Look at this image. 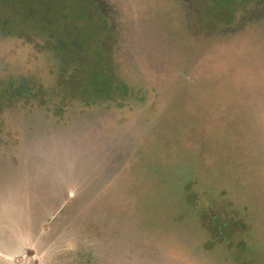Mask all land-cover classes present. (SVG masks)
I'll return each mask as SVG.
<instances>
[{
    "label": "rangeland",
    "instance_id": "374dc122",
    "mask_svg": "<svg viewBox=\"0 0 264 264\" xmlns=\"http://www.w3.org/2000/svg\"><path fill=\"white\" fill-rule=\"evenodd\" d=\"M21 130L44 173L0 165V264H264V0H0Z\"/></svg>",
    "mask_w": 264,
    "mask_h": 264
},
{
    "label": "crops",
    "instance_id": "0c3cea01",
    "mask_svg": "<svg viewBox=\"0 0 264 264\" xmlns=\"http://www.w3.org/2000/svg\"><path fill=\"white\" fill-rule=\"evenodd\" d=\"M33 132V133H32ZM32 132H24L25 133V135H26V137H27V139H28V141H30V144H32V145H29V149H31L32 150V152L33 151H35L34 153H29V152H27L26 153V155H24V157H23V155H21L20 157H18L17 156V153H16V150H13V147H5V149H3V150H0V165H1V163H2V165H4V166H6L7 168H6V172L7 173H10V172H12L13 170V172L12 173H20L19 174V177H24L25 179H27L25 176H26V174H28L29 173V175H31V174H35L36 176H39V174L41 173V174H43L44 172H43V168H29V165L30 164H28V163H31V160L32 161H34V158L37 156V154L39 153V151L40 152H45V151H43V150H41V148H40V145L42 144V142L40 141V138H39V132H36V130L35 131H32ZM48 135V134H47ZM49 136H51L52 138H54V136L53 135H49ZM43 141V140H42ZM22 143V142H21ZM21 143H19V144H21ZM36 143V144H35ZM43 143H44V141H43ZM4 146H6V145H4ZM3 146V147H4ZM43 146H44V144H43ZM2 147V148H3ZM16 149H18V148H16ZM46 150V149H45ZM2 154L4 155H6V156H2ZM23 154V153H22ZM10 156V157H9ZM11 156H16V160H14V158H11ZM23 157V158H22ZM13 160V161H9V160ZM39 159H41V158H39ZM23 161H24V163H23ZM31 167V166H30ZM41 169H43V170H41ZM51 169V168H50ZM35 171H36V173H35ZM2 172V171H1ZM55 173V172H54ZM53 175V174H52ZM52 175H46V177L44 178L45 180L46 179H48V181H51V183L52 184H54L55 182H56V180H57V178H54V177H52ZM11 176H12V174H11ZM42 177V176H41ZM41 177H39L38 178V180L40 181V179H41ZM43 179V180H44ZM32 180H34V178L32 179ZM43 180H41V182L40 183H43L44 181ZM39 183V184H40ZM70 201V200H69ZM67 203H68V201H66L65 203H63L61 206H60V208L58 209V210H56V212H54L52 215H50V218L46 221V220H44L43 221V223H42V225L40 226V228H39V231H38V233H37V236H36V238L34 239V240H31V239H26V240H22V242H21V244H20V246L22 247L21 248V251L19 252V253H23L22 251L24 250V248L26 249V247H28V246H33L34 248H35V246H34V243H36L38 246L41 244V245H43V244H45V240H44V238L47 236V235H49L50 234V232L52 233V230L55 228V226H56V224L54 225L53 223H55L56 222V219H57V217H56V214L60 211V210H63L64 208H66L67 206ZM59 213H61V212H59ZM58 213V214H59ZM64 214V213H63ZM60 215V214H59ZM67 217V216H66ZM68 219H69V217H67ZM70 220H71V218H70ZM68 223H71V225H73V223H74V220L72 219L71 221H69ZM68 223H61L62 225H64L65 226V228H67L66 227V225L68 224ZM69 225V224H68ZM52 226V227H51ZM58 238H60V237H58ZM61 243V242H60ZM31 244H33V245H31ZM60 245V244H59ZM5 253H7V254H9L10 256H14V255H12V254H16L15 252H12V251H6Z\"/></svg>",
    "mask_w": 264,
    "mask_h": 264
},
{
    "label": "trees",
    "instance_id": "16d2710c",
    "mask_svg": "<svg viewBox=\"0 0 264 264\" xmlns=\"http://www.w3.org/2000/svg\"><path fill=\"white\" fill-rule=\"evenodd\" d=\"M13 128H17V129H19V130L21 129L20 127H17V126H16V127H13ZM10 130H11V129H10ZM21 132L24 134V131H23V130H21ZM11 133H13V131H11ZM15 134H16V133H15ZM117 200H118V198H117ZM128 202L131 203L130 200H129ZM66 206H67V207L63 209V211L65 210V211H64L65 215L63 214V217H66V215H67V214H66L67 211H68L67 209H71V208L75 209V207L72 206V200L69 201V202L67 203ZM73 209H72L71 211H73ZM117 210L123 212L124 209L121 210V209L119 208V209H117ZM70 218H71V220H72V219L74 220V219L76 218V214L73 215V213H72V216H70L69 219L66 217V219H67V222H66V223H68L69 221H71ZM74 221H75V220H74ZM67 252L71 253L70 251H66L65 253H67ZM71 254H72L73 257H75L76 259H78L79 255H81V254H77V253H74V252H72ZM68 261H69V259H68ZM82 261H83V260H82Z\"/></svg>",
    "mask_w": 264,
    "mask_h": 264
},
{
    "label": "flooded vegetation",
    "instance_id": "af4514ba",
    "mask_svg": "<svg viewBox=\"0 0 264 264\" xmlns=\"http://www.w3.org/2000/svg\"><path fill=\"white\" fill-rule=\"evenodd\" d=\"M46 133V132H45ZM55 134H56V132H55Z\"/></svg>",
    "mask_w": 264,
    "mask_h": 264
}]
</instances>
